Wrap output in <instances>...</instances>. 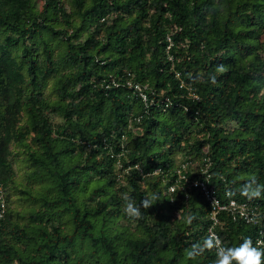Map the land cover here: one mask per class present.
Returning <instances> with one entry per match:
<instances>
[{
    "label": "trees",
    "instance_id": "trees-1",
    "mask_svg": "<svg viewBox=\"0 0 264 264\" xmlns=\"http://www.w3.org/2000/svg\"><path fill=\"white\" fill-rule=\"evenodd\" d=\"M179 168L254 204L216 230L258 247L264 0H0V264H216Z\"/></svg>",
    "mask_w": 264,
    "mask_h": 264
},
{
    "label": "built area",
    "instance_id": "built-area-1",
    "mask_svg": "<svg viewBox=\"0 0 264 264\" xmlns=\"http://www.w3.org/2000/svg\"><path fill=\"white\" fill-rule=\"evenodd\" d=\"M176 76L178 77L179 74L176 73ZM134 88H137V86L135 85ZM139 94L144 100L146 99L142 92H139ZM182 170L184 169H177V183L170 185L169 191L174 192L178 187L185 192L191 188H197L201 191L210 208V225L207 228V233L216 249L221 246V239L216 228L220 223V214L222 212H229L233 219L240 218L247 224L257 222L259 211L250 201H238L228 191L221 197L213 187L209 186L208 178H189ZM202 172L204 173L205 170H202ZM255 243L264 250V230L259 231L258 236L255 238Z\"/></svg>",
    "mask_w": 264,
    "mask_h": 264
},
{
    "label": "clouds",
    "instance_id": "clouds-1",
    "mask_svg": "<svg viewBox=\"0 0 264 264\" xmlns=\"http://www.w3.org/2000/svg\"><path fill=\"white\" fill-rule=\"evenodd\" d=\"M224 71L223 66L219 69ZM243 194L247 195L249 198H259L264 192V186L257 183L255 178L250 182L246 183L242 188ZM157 199L155 195L146 196L140 203H136L131 200L130 197L125 198L124 212L132 220L142 219L141 208H150L153 206V201ZM190 222V221H189ZM195 254L189 252L188 255L191 257ZM264 264V250L259 247L253 246L252 240L250 238L245 239L244 242L234 248H226L222 245L217 248V260L216 264Z\"/></svg>",
    "mask_w": 264,
    "mask_h": 264
},
{
    "label": "rangeland",
    "instance_id": "rangeland-1",
    "mask_svg": "<svg viewBox=\"0 0 264 264\" xmlns=\"http://www.w3.org/2000/svg\"><path fill=\"white\" fill-rule=\"evenodd\" d=\"M16 172H17V181H18V183H20L23 186L26 185L27 182L23 178L24 177V173H25L23 167L16 166Z\"/></svg>",
    "mask_w": 264,
    "mask_h": 264
}]
</instances>
